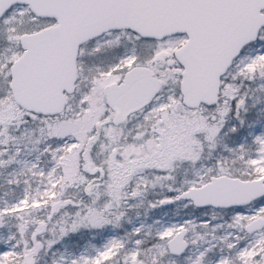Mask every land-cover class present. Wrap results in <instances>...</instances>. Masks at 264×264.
I'll return each instance as SVG.
<instances>
[{"label": "snow or ice", "instance_id": "snow-or-ice-1", "mask_svg": "<svg viewBox=\"0 0 264 264\" xmlns=\"http://www.w3.org/2000/svg\"><path fill=\"white\" fill-rule=\"evenodd\" d=\"M0 264H264V0H0Z\"/></svg>", "mask_w": 264, "mask_h": 264}]
</instances>
